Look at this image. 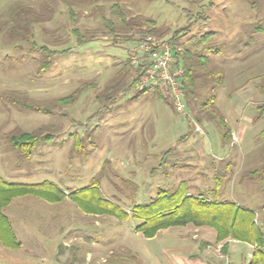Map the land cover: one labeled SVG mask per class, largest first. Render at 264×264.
Returning a JSON list of instances; mask_svg holds the SVG:
<instances>
[{
  "label": "rangeland",
  "instance_id": "1",
  "mask_svg": "<svg viewBox=\"0 0 264 264\" xmlns=\"http://www.w3.org/2000/svg\"><path fill=\"white\" fill-rule=\"evenodd\" d=\"M51 1V19L31 24L29 39L14 34L19 8L47 18L43 6ZM187 11L194 20L201 14L202 21L189 22ZM104 20L114 26L115 37ZM73 29L89 41L78 46ZM152 29L164 40L180 32L182 51L196 62L208 59L207 69L198 64L195 73L222 72L214 105L230 129L227 139L209 120L212 109L201 107L213 86L205 75L202 81L209 84L198 89L185 115L153 89L136 96L141 91L134 85L124 93L133 78L127 59L138 48L135 40ZM130 37L134 40L126 41ZM42 46L70 52L51 55L42 72L47 59L38 49ZM241 99H247L250 111L264 102V0H0V177L7 183L47 182L68 196L97 182L99 197L129 212L160 190L175 191L184 179L188 194L233 202L260 218L264 180L251 181L247 173L262 168L260 161H251L263 156L264 138L255 139L249 129L243 142H235ZM22 104L50 113L25 110ZM22 133L52 140L37 143L26 158L8 142ZM77 137L83 146L75 149ZM216 183L214 197L210 190ZM3 214L20 246L0 243V264H156L152 255L168 256L167 249L178 246L173 239H188L191 246L202 240L201 248L218 254L234 241L217 242L212 228L192 224L146 238L135 230L137 219L85 214L68 198L52 203L18 197ZM235 249L229 257L243 263L248 246L239 242Z\"/></svg>",
  "mask_w": 264,
  "mask_h": 264
},
{
  "label": "trees",
  "instance_id": "2",
  "mask_svg": "<svg viewBox=\"0 0 264 264\" xmlns=\"http://www.w3.org/2000/svg\"><path fill=\"white\" fill-rule=\"evenodd\" d=\"M51 1L43 6L46 12L47 18H40L38 14L28 9H20L18 11V19L15 20L18 24V28H15L13 32L19 37H25L29 39L30 26L31 24L42 23L50 20L53 13L54 7ZM29 12V13H28ZM120 14L122 22H124L123 15ZM189 22L202 21L203 17L198 14L194 20L190 12H185ZM46 19V20H44ZM73 20V17H71ZM105 26L115 37L114 26L109 21L104 20ZM21 29V32L19 30ZM25 32V36L21 35ZM73 36L76 37L75 43L79 46L89 41L85 36H82L78 29L72 30ZM149 34L157 38L162 36L157 35L154 29L149 31ZM212 34L204 35L202 38L211 36ZM182 34L180 32H174L168 39L172 46L173 58L176 61V65L181 66L183 70L181 78V93L182 99L187 107L193 100L197 99V91L201 87H206L209 82L202 79H210L213 86L211 88V95L202 103L201 107L204 109L211 108L212 113L210 114L209 120L211 122L219 124V128L223 132V138L227 139L230 136V129L227 127L223 117L219 114V111L215 107V87L219 86L222 82V72H216L209 70L206 74L195 73L194 68L200 64L201 67L207 69L208 59L202 57L201 59L195 58L186 50L183 51L179 48V42ZM144 39V38H143ZM141 38L135 40L139 43L143 40ZM134 38H127L126 41H132ZM32 45L36 46L34 43ZM47 53V59L43 63L41 71L43 72L50 65L51 55L55 54H66L70 52V49L62 51H51L48 48L42 46L38 48ZM134 50L130 53L127 59L128 65L132 68L133 78L130 81L129 87L124 89V93H128L138 81V69L132 64L134 57ZM49 55V56H48ZM182 62V64L179 63ZM205 75V76H204ZM202 81V82H201ZM207 84V85H206ZM148 89L138 92L136 96L147 92ZM157 98L164 100L162 92L155 88L153 89ZM66 99H62L61 102ZM70 101V98L66 100ZM173 107V105H172ZM258 109H263L264 104L257 105ZM22 108L25 110H32L43 114H49V109H42L35 107L34 105H24ZM106 108V105L104 106ZM108 109V108H106ZM174 109V108H173ZM103 111V110H102ZM219 114V115H218ZM215 115V116H214ZM218 121V122H217ZM208 122V121H207ZM218 126V125H217ZM52 140L48 135H33L29 133H22L18 136H10L8 142L13 149H18L26 158L30 156L32 149L35 145L41 141L49 142ZM83 140L79 137L75 140V149L82 145ZM247 178L251 181L264 180V167L258 170H254L247 173ZM97 182H94L88 187L79 189L71 192L67 195L56 186L51 185L47 182L41 184H16L7 183L0 177V243L3 247L9 249H17L20 244L17 243L14 233L11 229L8 218L3 214V209L7 207L13 199L23 196H32L40 198L48 202L57 203L65 198H68L75 203L78 208L85 214L92 215H106L114 217L119 221H125L128 217L137 219L139 224L135 227L136 232L141 233L146 238L154 237L158 232L166 230L168 228L185 226L192 224L195 227H210L216 232L217 242L230 240L242 242L253 246V252L249 261V264H264V206L261 209V217L258 218L257 212L238 206L237 204L229 201H218L217 198L210 200L207 197L201 195H190L187 193V187L185 183H180L175 191L160 190L155 198L145 205H134L132 209L127 212L119 206L105 201L97 194ZM214 189L210 190V193L217 197L219 183L215 184Z\"/></svg>",
  "mask_w": 264,
  "mask_h": 264
},
{
  "label": "crops",
  "instance_id": "3",
  "mask_svg": "<svg viewBox=\"0 0 264 264\" xmlns=\"http://www.w3.org/2000/svg\"><path fill=\"white\" fill-rule=\"evenodd\" d=\"M246 100L247 99H241L238 104V107H240L238 110L239 121L235 124V131H234L235 135H234V132L231 130L234 139H236L235 142H237L238 144L240 143V141L243 142V140L247 136L246 133L248 132L249 129L251 130V132H253L252 136H254L255 139L257 137L258 138L261 137V139L264 138V108L258 109L257 107H255L254 110L250 111L248 107L250 104L247 103ZM262 104H264V102H262ZM248 112H249V115L247 116V118H245L244 115ZM219 113L221 115V112ZM222 117L226 123L225 116H222ZM187 118L188 117L185 118L186 121H189V119ZM244 121L246 125L243 124ZM255 147H256V143L252 145V148H255ZM259 148L263 151L262 153L263 156L259 159L253 158L254 160H252L251 163L255 164L256 162L258 163L260 161L262 164L261 167H264L263 166L264 165V143H262V145H259ZM258 169H261V168H251L249 172L258 170ZM180 183H185V180L181 179L177 187L180 185ZM173 240L175 241V244H178V246H173V248L171 249L168 248L167 249L169 252L168 256L165 255L164 253L152 255V259L157 262L156 264H191V262L192 264H223L222 263L223 259L227 260V263L225 264H249V261H250V258L253 252V247L246 244L249 249L247 258L245 259V261H243V263L242 262L238 263L237 260L233 259L232 257H229V254L231 253L234 255L235 250H236L235 245L239 244V242L237 241H227L226 248H224L225 252L223 254H218L217 252L208 251L206 250V248H203V247L201 248L200 245H202L201 244L202 240L198 242L199 244L198 246L188 245V239H173ZM221 245H223V243ZM87 257L88 259H90L93 257V254L88 252ZM142 259L143 258H141L140 260ZM140 264H145V263L142 262Z\"/></svg>",
  "mask_w": 264,
  "mask_h": 264
},
{
  "label": "built area",
  "instance_id": "4",
  "mask_svg": "<svg viewBox=\"0 0 264 264\" xmlns=\"http://www.w3.org/2000/svg\"><path fill=\"white\" fill-rule=\"evenodd\" d=\"M132 64L138 69L135 89H159L170 99L177 114L185 115V103L181 93L183 70L176 65L170 42L147 35L134 50Z\"/></svg>",
  "mask_w": 264,
  "mask_h": 264
}]
</instances>
